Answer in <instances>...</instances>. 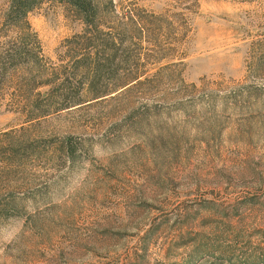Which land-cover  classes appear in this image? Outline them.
<instances>
[{
    "label": "rangeland",
    "instance_id": "1",
    "mask_svg": "<svg viewBox=\"0 0 264 264\" xmlns=\"http://www.w3.org/2000/svg\"><path fill=\"white\" fill-rule=\"evenodd\" d=\"M95 3L0 84V264H264V0Z\"/></svg>",
    "mask_w": 264,
    "mask_h": 264
},
{
    "label": "trees",
    "instance_id": "2",
    "mask_svg": "<svg viewBox=\"0 0 264 264\" xmlns=\"http://www.w3.org/2000/svg\"><path fill=\"white\" fill-rule=\"evenodd\" d=\"M43 1H57L67 4L73 11L79 15L84 23V31L79 35L86 37L91 41V36L95 32H99V15L100 10L95 0H9L2 23L0 26V37H6L8 40L0 46V84L3 83L9 72L20 65L35 62L39 53L36 44H39L37 35L33 32L28 21V15L34 11ZM160 18V17H158ZM162 18V17H161ZM18 30L17 36H10V32ZM102 29V71L107 66H112L118 54L117 39L111 33L106 34ZM122 43V41H121ZM105 56V60L103 58ZM99 62L95 64L96 72L99 70ZM95 72V73H96ZM95 79V77H94ZM136 79V78H135ZM60 104L63 108H67L78 104L80 100L81 89L76 88V100L72 103L70 100V92L67 89H60ZM104 92V91H103ZM105 95L108 93H104ZM53 94L48 93L47 99H51ZM77 102V103H76ZM76 103V104H75ZM72 104V105H70Z\"/></svg>",
    "mask_w": 264,
    "mask_h": 264
}]
</instances>
